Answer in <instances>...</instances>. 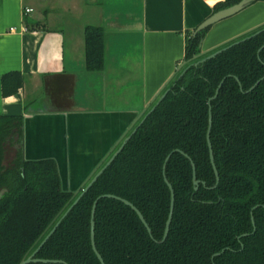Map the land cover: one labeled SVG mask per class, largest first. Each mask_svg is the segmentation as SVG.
<instances>
[{
	"label": "trees",
	"instance_id": "1",
	"mask_svg": "<svg viewBox=\"0 0 264 264\" xmlns=\"http://www.w3.org/2000/svg\"><path fill=\"white\" fill-rule=\"evenodd\" d=\"M241 1L224 0L213 13ZM209 28L186 34L185 65L164 89L166 96L157 106V101L151 104L142 118L154 110L134 125L136 132L121 152L34 256L57 262L31 264H100L90 241L95 201L94 243L104 264H264V49L259 51L264 25L201 55ZM84 43L85 69L101 72L103 30L87 27ZM23 81L17 72L3 75L2 97L17 94ZM209 107L217 185L206 141ZM22 137V117L0 116V264L29 257L78 196L62 190L54 160L23 159ZM7 146L14 155L5 164ZM191 162L200 182L197 191ZM167 183L174 192V211L163 241L170 206ZM104 195L131 203L150 233L131 208L100 198Z\"/></svg>",
	"mask_w": 264,
	"mask_h": 264
},
{
	"label": "crops",
	"instance_id": "2",
	"mask_svg": "<svg viewBox=\"0 0 264 264\" xmlns=\"http://www.w3.org/2000/svg\"><path fill=\"white\" fill-rule=\"evenodd\" d=\"M223 1L0 0V116L23 118V159L54 160L62 190L76 192L181 70L186 34ZM263 25L264 0H254L211 26L201 51ZM87 27L103 30L101 72L85 69ZM11 72L23 86L3 98ZM13 155L7 146L4 163Z\"/></svg>",
	"mask_w": 264,
	"mask_h": 264
},
{
	"label": "water",
	"instance_id": "3",
	"mask_svg": "<svg viewBox=\"0 0 264 264\" xmlns=\"http://www.w3.org/2000/svg\"><path fill=\"white\" fill-rule=\"evenodd\" d=\"M253 1L254 0H242L240 3H238L237 5H235V6L231 7V8H228L226 10H222V11H219V12L213 14L211 17H209L207 20H205L199 27H197V29L193 32V35H195L197 32H199V31H201V30H203V29H205L207 27H211L214 24H216V23H218V22H220L222 20H225V19H227V18H229V17H231V16H233L235 14H237L239 11H241L243 8H245L247 5H249ZM260 32L261 31H258L255 34H253L252 36L257 35ZM248 38L249 37L244 38V39H242L240 41H237V42L231 44L230 46L224 47L222 49H219V50L211 53L210 55H208L205 58H203L200 61H198L195 65H198L200 63H204L207 60H210V59L215 58L217 55L221 54L223 51L227 50L231 46H233L235 44H238L240 42H243V41H245ZM201 46H202V41L200 43V48H201ZM262 49H264V45L260 48L259 51H261ZM184 65H185V62H183V64L179 67V70ZM183 73H184V70L179 75V77ZM236 81L238 82V80H236ZM222 82L223 81H221V83L219 84V86H218V88H217V90L215 92V95H214V97L212 99L216 98V96L218 94V91H219V88L222 85ZM259 82H260V80L257 81L247 92L252 91L258 85ZM167 93H168V90H165L164 93H162L159 97H158V95L160 93H158V95L154 98V100H156L158 98L155 106H157L159 104V102L166 96ZM149 106L150 105H147V107L138 115V117L135 119V121L132 123V125L129 127V129L122 135V137L119 140V142L111 149V151L99 163V165L96 167V169L90 174V176L87 178V180L81 185V187L76 192L73 193V197H75L76 195H78V196L76 197V199L74 200V202L67 208V210L63 214H62L63 211H61V213H59V215L54 219V221L51 223V225L57 220V218L60 216V214H62V216L60 217V219L55 223V225L53 226V228L46 235V237L42 240V242L37 247V249L29 257H25L19 264H31V263H38V262H40V263H54V262H57V261H48V260H38V259H34V256L40 250V248L46 243V241L52 236V234L55 232L56 228L59 226V224L62 222V220L68 215V213L72 210V208L79 202V200L82 198V196L87 192V190L97 180V178L104 172V170L113 162V160L115 159V157L121 152V150L123 149V147L126 144V142L136 132V129L137 128H134L133 129L134 125L140 120V118H142V116L147 111V109L149 108ZM155 106L152 107L150 109V111L141 119V121L139 122L138 126H140L143 123V121L146 119L147 115L150 114L154 110ZM211 124H212L211 108L209 107V111H208V129H207V134H206V141H207V146H208V150H209V160H210V164H211V167H212V170H213V173H214V176H215V180H216V185H217L218 182H219V176H218L217 168H216L215 163H214V157H213V152H212L211 143H210ZM132 129H133V131L130 133V135L127 136V137H125L126 134L130 130H132ZM120 141H122L120 147L118 148L117 151H115V153H113L110 156V154L114 151V149L120 143ZM170 156H171V154H169L167 156V158L165 159V163L168 161V159L170 158ZM104 162H105V164L103 165V167H101V165ZM191 165H192V183H193L194 190L197 191L200 182L198 180H196V171H195V167H194V165H193L192 162H191ZM167 186H168L169 191H170V206H169V214H168V217H167V220H166V223H165V228H164V233H163V239H162L163 241L167 238V235H168V232H169V227H170L171 220H172V216H173V211H174V192H173V189H172V187H171L170 184L167 183ZM100 198L115 199V200H118V201L122 202L123 204H125L129 208H131V210L137 215V217L139 218L140 222L145 227V229L147 230V232L150 233V229H149L147 223L145 222L143 216L141 215V213L131 203H129L128 201L123 200L121 198L112 196V195H104V196H102ZM96 202L97 201H95V203H94V205L92 207V210H91V219H90V241H91L92 250L95 253L98 261L100 262V264H104L101 256L99 255V253L97 252V250L95 248V243H94V214H95V205H96ZM255 208H257V207H255ZM252 224H253V220H252ZM244 236H246V235H244ZM218 255L219 254H216L214 256H218Z\"/></svg>",
	"mask_w": 264,
	"mask_h": 264
},
{
	"label": "flooded vegetation",
	"instance_id": "4",
	"mask_svg": "<svg viewBox=\"0 0 264 264\" xmlns=\"http://www.w3.org/2000/svg\"><path fill=\"white\" fill-rule=\"evenodd\" d=\"M217 49H218V48H217ZM213 51H214V50H213ZM208 53H209V52H208ZM201 54H203L202 51H201ZM204 54H206V53H204ZM183 67H184V66H183ZM183 67H182V68H183ZM182 68H181V69H182ZM161 94H162V93H161ZM157 99H158V98H157ZM157 99H156L155 101H157ZM155 101H154V102H155ZM150 106H151V105H150ZM150 106H149V107H150ZM127 134H128V133H127ZM127 134H126L125 137H127ZM121 143H122V141H120V143L116 146V148H115L114 151L110 154V156H111L113 153H115V151L118 150V148L120 147ZM110 156H109V157H110ZM109 157H108V158H109ZM104 163H105V162H104Z\"/></svg>",
	"mask_w": 264,
	"mask_h": 264
},
{
	"label": "built area",
	"instance_id": "5",
	"mask_svg": "<svg viewBox=\"0 0 264 264\" xmlns=\"http://www.w3.org/2000/svg\"><path fill=\"white\" fill-rule=\"evenodd\" d=\"M32 10L31 9H25V14L30 13Z\"/></svg>",
	"mask_w": 264,
	"mask_h": 264
}]
</instances>
